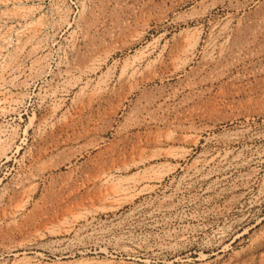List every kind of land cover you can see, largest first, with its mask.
Returning <instances> with one entry per match:
<instances>
[{
	"label": "rangeland",
	"instance_id": "1",
	"mask_svg": "<svg viewBox=\"0 0 264 264\" xmlns=\"http://www.w3.org/2000/svg\"><path fill=\"white\" fill-rule=\"evenodd\" d=\"M0 264H264V0H0Z\"/></svg>",
	"mask_w": 264,
	"mask_h": 264
},
{
	"label": "bare ground",
	"instance_id": "2",
	"mask_svg": "<svg viewBox=\"0 0 264 264\" xmlns=\"http://www.w3.org/2000/svg\"><path fill=\"white\" fill-rule=\"evenodd\" d=\"M198 40V39H197ZM198 42V41H197ZM197 42H195V43H197ZM194 46H195V44H194ZM190 49V48H189ZM194 49H191V51H193ZM190 51V50H189ZM133 63V62H132ZM131 63V64H132ZM148 64V63H147ZM140 65V64H139ZM128 67V66H127ZM130 67V66H129ZM138 67H140V66H138ZM135 69H137V68H135ZM124 70V69H123ZM124 72V71H123ZM128 72V71H127ZM134 74V73H133ZM130 76H132V74L130 75ZM155 77V76H154ZM163 78V77H162ZM162 78H161V80H162ZM245 138V133H235V135H233V137H232V139L229 141V144H233V143H235V142H237V141H241L242 139H244ZM91 146V145H90ZM83 150V149H82ZM83 155V154H82ZM116 170V169H115ZM125 179V178H124ZM121 188H122V186H119V185H114V186H112V188H111V190L109 191V192H107L106 194H105V196L106 197H109L110 195H112V194H117L120 190H121ZM104 199V198H103Z\"/></svg>",
	"mask_w": 264,
	"mask_h": 264
}]
</instances>
